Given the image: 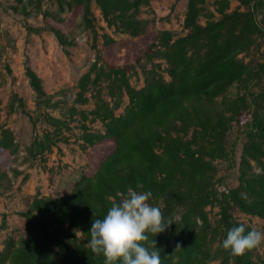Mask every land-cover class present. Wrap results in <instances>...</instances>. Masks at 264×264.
<instances>
[{"label": "trees", "instance_id": "trees-1", "mask_svg": "<svg viewBox=\"0 0 264 264\" xmlns=\"http://www.w3.org/2000/svg\"><path fill=\"white\" fill-rule=\"evenodd\" d=\"M91 1L56 3L60 12L66 8L81 14V23L92 33L95 44L98 35ZM150 1L94 0L106 25L132 38L146 32L136 14ZM202 2L187 0L184 36L171 41L168 33H162L156 36L157 44L144 52L148 62L155 57L168 65V81L152 68L143 71V86L135 89L129 83V67L109 65L97 51L96 60L78 79L76 102L89 103L86 94L93 91L90 96L94 108L87 114L104 128L102 134L88 133L82 125L86 146L107 141L113 146L68 194L59 198L35 194L28 210L21 214L25 238L0 251V264H106L103 254L96 255L87 247L88 233L92 221L103 219L112 201H118L119 194H126L128 188L150 191L148 203L161 208L165 221L175 223L155 238L150 236L160 250L162 264H256L249 251L232 256L222 248V241L229 229L241 223L233 218L234 209L264 220V147L255 141L264 139V114L254 111L247 129L248 144L241 157L238 186L218 195L212 183L213 162L227 156L224 139L231 118L214 115L198 102L212 103L235 83L243 94H249L248 84L264 76L263 64L259 65L260 72L251 71L240 57L254 46L258 33L254 12L264 7V0H258L251 11L229 13L228 2L221 0L216 9L220 18L200 25ZM52 30L62 43L63 34ZM101 37L103 52L115 44L108 35ZM26 75L36 94L42 96L39 79L29 69ZM103 82L107 83L111 101L101 97L99 87ZM125 96L127 105L115 115ZM225 102L234 116L247 107L242 95ZM45 118L53 131L30 144L27 153L31 157L50 152L60 142L65 123L49 115ZM17 151L12 133L0 128V158L12 157ZM251 161L259 168L256 174L250 173ZM209 205L219 209L214 226L205 212ZM176 211H180L178 216ZM249 230L246 227V232ZM177 244L180 249H176Z\"/></svg>", "mask_w": 264, "mask_h": 264}, {"label": "rangeland", "instance_id": "rangeland-1", "mask_svg": "<svg viewBox=\"0 0 264 264\" xmlns=\"http://www.w3.org/2000/svg\"><path fill=\"white\" fill-rule=\"evenodd\" d=\"M219 1L203 0L199 6L200 25L220 18L216 11ZM225 1L229 4L228 13L251 11L258 2ZM186 4L187 0H151L136 14L146 32L132 38L108 27L92 0L90 9L98 35L94 44L92 33L81 23V14L66 8L60 12L56 0H0V128L10 131L18 145L14 156L0 158V251L25 238V219L21 214L28 210L37 192L52 198L68 194L83 174L95 170L113 146L112 141L86 146L82 125L88 133L102 134L104 128L99 121H91V115L87 114L94 108V99L90 96L93 91L86 94L90 97L89 103L76 102L78 79L96 60L97 51H101L105 63L129 67V83L135 89L143 86V71L152 68L168 81V65L155 57L148 62L144 52L151 44H157L156 36L162 33H168L171 41L187 33L183 27ZM254 13L258 25L255 43L240 57L251 71L260 72L259 65H264V7L255 9ZM53 28L63 34L62 43ZM104 34L115 44L103 52L101 36ZM27 69L39 79L42 96H38L30 85ZM106 85L105 82L100 84V94L104 100L111 101ZM248 87L251 97L243 94L244 90L235 83L212 103L198 102L214 115L231 118L224 139L227 156L213 162L212 183L218 195L238 186L241 157L248 144L247 129L254 111L264 114V76L253 79ZM241 95L245 96L247 107L234 116L227 110L225 100ZM127 103L125 96L115 115L121 114ZM46 115L65 123L61 138H58L60 142L50 152L31 157L27 153L30 144L53 131ZM255 141L264 147V139ZM249 164L252 167L250 173L259 172L255 162ZM218 210L213 205L205 207L212 226L218 219ZM179 213L176 211V216ZM232 215L250 230L264 231V220L260 217L245 215L235 209ZM248 251L252 262L264 264V243ZM210 264H218V261Z\"/></svg>", "mask_w": 264, "mask_h": 264}, {"label": "clouds", "instance_id": "clouds-1", "mask_svg": "<svg viewBox=\"0 0 264 264\" xmlns=\"http://www.w3.org/2000/svg\"><path fill=\"white\" fill-rule=\"evenodd\" d=\"M151 196L150 191L137 192L132 188L126 194L120 193L104 218L91 223L87 244L91 252L103 254L106 264H162L154 238L175 223L171 219L165 221L161 208L148 203ZM262 243L264 231L253 228L246 232V224L241 222L227 231L222 248L232 256H241ZM176 249H180L179 244Z\"/></svg>", "mask_w": 264, "mask_h": 264}]
</instances>
